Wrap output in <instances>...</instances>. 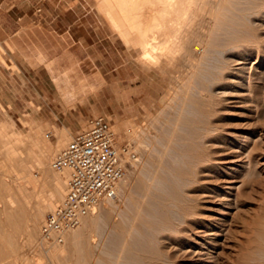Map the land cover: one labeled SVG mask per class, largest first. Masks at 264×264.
Returning a JSON list of instances; mask_svg holds the SVG:
<instances>
[{"label": "bare ground", "instance_id": "bare-ground-1", "mask_svg": "<svg viewBox=\"0 0 264 264\" xmlns=\"http://www.w3.org/2000/svg\"><path fill=\"white\" fill-rule=\"evenodd\" d=\"M94 1L125 47L135 53L140 52L137 56L138 64L158 69L165 62H169L182 67L186 72V78H180L183 82L179 89H170L175 94L172 102H175L173 109H176L177 115L171 120L169 130L164 136L155 138V142L151 143L153 153L149 160L147 159L148 164L144 170L146 181L141 183V186L138 184L142 199L140 197L141 201L135 202L136 204L132 202V218L127 230L129 233L126 234L136 236L137 232L140 234L143 231L154 239L151 264H160L159 261L174 264L173 254L187 256L192 261L195 260V264H217L225 244H228L231 238L229 219H232V211L236 210L239 201L235 192L238 193L245 181L240 180L243 182L239 187V180L230 182L225 192L216 194V197L225 200V208L220 217L201 215L198 212L199 198L206 195L200 196L197 202L190 189L198 185L205 189L203 185H206V179L211 175L214 166L218 168L226 162L229 163L228 170L234 171L233 165L230 164L234 161V153L251 154L247 144L256 135L259 136L258 130L247 134L229 132L225 139L221 136V132H224L221 131V123L225 115L231 113L230 106L237 104V97L251 91V81L264 80V0ZM261 68L263 71L259 70ZM256 106H259L258 101ZM184 113L193 117L185 118V115L183 118ZM185 119V127L183 126L181 135L178 136L176 130ZM58 135V147H61L67 135L61 131ZM43 141L37 139L34 143L20 142L18 144L22 146L17 149L11 144L8 145V161L15 169V174L11 175L7 169L0 170V237L7 238L10 235V238L22 234L24 243L30 246V249L40 245L45 252L52 250L47 255V261L51 264H69L73 262L72 256L82 242L80 239H86L88 246L92 245L95 230L100 223L99 215L109 216L119 207L115 198L120 194L124 197L130 190L127 182L121 181L116 186V196L104 200L108 206L100 208L104 202L102 201L93 213L82 220L78 232H67L63 236V246L62 243L47 240L43 235L45 214L50 208L54 210L64 197L69 171H55L52 163L55 149ZM239 141L247 143L246 146L238 145ZM226 151L229 154L223 157ZM248 164L250 165V162ZM35 169L42 173L39 180L32 175ZM8 177L18 188V195L11 191L8 193V187L11 188ZM213 180L208 181L209 184L213 183ZM99 208L100 214L97 212ZM112 213L111 215L114 214ZM144 217L149 219L150 227L145 228L147 220ZM138 226L140 231L136 229ZM135 229L137 232L134 233ZM126 236L122 238L124 241L120 246L121 258L126 252V239H130ZM257 242V247L250 250L249 256L241 264H264V231L258 235ZM161 248L169 250L163 252ZM130 254L126 255L127 261L133 260ZM19 257L25 262L24 257ZM42 257L38 258L37 264L43 261ZM135 263L143 264L139 260H135ZM0 264H9L8 258L0 256Z\"/></svg>", "mask_w": 264, "mask_h": 264}, {"label": "rangeland", "instance_id": "rangeland-1", "mask_svg": "<svg viewBox=\"0 0 264 264\" xmlns=\"http://www.w3.org/2000/svg\"><path fill=\"white\" fill-rule=\"evenodd\" d=\"M12 7L16 12H19L21 16H26V22L34 17V19L41 20L42 23L48 25V28L60 34V39L55 41L56 58H58L63 69L69 68L73 73L72 82L74 86L77 87L76 92L72 95L74 101L81 107L86 105L87 109L90 108L93 118L101 117L110 121L116 133L118 146L121 148H128L135 154V158L128 161V175L125 179V182L128 184V190L130 191H127V195H124L125 198L123 194L115 198L116 204L119 206L115 205L119 208L115 209H117V211L120 210L118 211L119 213L114 209L112 211L114 214L111 212L113 215H111V213L109 216L103 215V217L101 215L102 218L99 215L100 223L97 226L98 229L96 228L95 230L96 233L92 245L88 246L86 239H80L82 242L79 243L76 249L77 252L72 256L73 262L69 264H136L135 260L142 261L143 264H151L153 261L152 243L154 242L152 240L154 239L150 237V235H145L143 231L138 234L136 229L140 231L141 229L139 226L133 231L134 233L137 232L136 236H134V234L130 235L132 236L130 237L126 232L129 230V221L132 218V204L135 202L138 203L142 199L140 189L138 190V188H140L141 183L146 181L144 170L148 164L149 156L153 153L151 143L152 141L155 142V138L164 136L163 134L169 130L171 120L177 115L176 109H173L175 102H172L175 94L171 92L170 89L172 87L176 90L179 89L183 82L180 78H186L185 70L169 62H165L164 65L158 69L138 64L137 56L140 52H136V54L134 51H130L125 47L120 38L111 29L104 15L97 9L94 0H0L1 9H10ZM38 10H41V13H38ZM68 33L70 35H68ZM64 35L67 36V38H63ZM0 60L7 66L4 57V49L1 45ZM256 67H258V65H256ZM259 70L263 71L262 68ZM262 82H257L255 80L254 82L251 81L254 88L252 89L251 86L250 95L246 92L242 97H237L239 98V100L236 99L237 104H233L234 107L230 106L232 110L231 113L226 114L227 116L225 115L221 123V131L224 130V132H221V136L223 135L225 139H227V133L229 132L247 134L254 130L259 131V136L256 135L250 143L247 144L243 141L238 142V145L241 146H246L247 144L251 154L242 155L240 152L234 153L235 158L233 160L235 162L232 160L233 162L230 163L233 165L234 171L228 170L229 163L226 162V164L223 163L218 168L214 166L212 173H210L211 175L208 176L209 179L208 177L206 179V187L203 185L205 189H201L200 185L190 189V192L197 200L200 196L202 197L203 194L206 195L199 198L200 202L199 200L197 201L199 202V204L197 203L198 206L200 205L198 212L201 213V215H218V217H220L222 214L221 211L225 208V202H223L225 200L216 197V194L225 192L227 187L230 186V182L234 183L235 180V182L238 180V182H240L242 179L245 181V184L242 181L243 183L240 182V184L237 185V187H239L242 183L243 186L241 185L240 190L238 189V193L235 192L239 201L236 210L232 211V213H234L232 219L231 217L229 219L231 220V238L228 244H225V249H223V253L217 264L243 263L244 259L249 256L250 250L257 247L258 235L264 231V82ZM257 84L259 85L258 87H261L258 88ZM258 91L260 93H258ZM257 101L259 104L258 107L256 106ZM167 104L169 105L167 106ZM5 108V106L0 108V170L6 171L7 169L11 175L15 174V171H13L15 169L8 161L9 144L17 149L20 148L21 144H18L20 142L24 144L34 143V140L41 139L43 141L44 139L46 141H43L45 144L55 149V154L52 159V163H54L58 156L73 140L69 137L65 129H56L50 126V124L43 123L38 119L36 113L8 112ZM184 116L185 118L193 117L189 114L187 115V113H184L182 117L184 118ZM185 124L186 119L181 122L182 128L180 126L176 130L177 134L179 133L178 136L181 135L180 133L183 126L185 127ZM86 129L87 123L83 131H86ZM60 131L66 132L68 136L64 144L58 147V134ZM178 139L177 137V140ZM174 142L176 143L177 141ZM148 145L151 146V150ZM144 151L147 153H143ZM150 151L151 154H149ZM144 154H147V157ZM226 154L229 153L227 151L224 152L223 157H225ZM248 158H250V160ZM251 158L253 160H251ZM249 162L250 165L248 164ZM248 167L249 169H247ZM10 170L12 172H10ZM67 170L69 174L66 176V191L64 197L59 204L56 205L54 210L65 198L68 184L71 180V171L68 168L61 171L55 169L58 173ZM247 171L248 173H246ZM244 172L248 175L245 176L246 174ZM229 173L233 174V176ZM32 175L36 180L42 177V173L37 169L33 171ZM210 180H213L215 183L209 184L208 181ZM7 181L11 184V188L8 187V193L11 191L18 195V188L15 187L16 185L12 184L10 177H8ZM136 197L138 199H136ZM124 199L128 200L125 201ZM104 202L101 203L99 206L100 208H102V206H108V203H106V201ZM202 207L204 209H202ZM100 208L97 210L98 213ZM54 210L50 208L46 212L45 221L47 216ZM144 218L147 220L145 222V228L146 226L150 227L149 219L147 217ZM126 221L128 223H126ZM77 229L78 228L74 229L75 232ZM127 233H129V231ZM21 235L22 234L15 237L11 236L10 238H8L10 235L7 238L0 237V244H3L0 245L1 257L8 258L9 264H27L26 261L29 262L28 264H37L39 263L38 258L43 256V261H41L40 264H51L50 261H47V255L52 250L45 252L44 248L40 245L35 248L31 247L30 249V246L28 247L27 244L24 243V235ZM126 235L129 236L130 239L134 238L132 239L133 241L126 239L127 247L125 250L126 252L122 255L123 259L119 253L120 246L123 243L122 241H124L122 238H125L124 236ZM20 236L22 238H20ZM15 239L18 240L16 241ZM64 244L65 243H62L61 246ZM139 244H141V246H139ZM17 247L18 249H16ZM160 250L163 252L166 250L168 252L169 249L161 248ZM128 254L133 257V260H126ZM173 255H175L174 264H195V260L192 261L187 256L181 254ZM19 256L24 257L25 259H23L25 262ZM159 263L164 264L160 261Z\"/></svg>", "mask_w": 264, "mask_h": 264}, {"label": "crops", "instance_id": "crops-1", "mask_svg": "<svg viewBox=\"0 0 264 264\" xmlns=\"http://www.w3.org/2000/svg\"><path fill=\"white\" fill-rule=\"evenodd\" d=\"M25 18L13 7L0 8V45L7 62L0 60V108L36 113L43 123L65 129L73 139L93 118L92 111L72 97L77 89L73 73L56 58L60 34L41 20Z\"/></svg>", "mask_w": 264, "mask_h": 264}, {"label": "built area", "instance_id": "built-area-1", "mask_svg": "<svg viewBox=\"0 0 264 264\" xmlns=\"http://www.w3.org/2000/svg\"><path fill=\"white\" fill-rule=\"evenodd\" d=\"M116 143L111 122L94 117L55 160L56 170H71V180L65 198L46 218L47 240L62 243L63 236L78 228L102 201L116 196V186L128 175V161L135 158Z\"/></svg>", "mask_w": 264, "mask_h": 264}]
</instances>
